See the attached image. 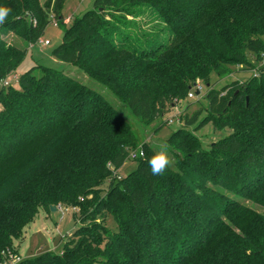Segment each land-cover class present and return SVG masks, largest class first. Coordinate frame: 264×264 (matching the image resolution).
Segmentation results:
<instances>
[{
	"label": "trees",
	"instance_id": "16d2710c",
	"mask_svg": "<svg viewBox=\"0 0 264 264\" xmlns=\"http://www.w3.org/2000/svg\"><path fill=\"white\" fill-rule=\"evenodd\" d=\"M65 1L0 0L11 9L0 24V82L26 54L5 38L34 42ZM146 14L160 23L152 31L137 26ZM52 56L99 80L144 126L199 81L206 115L194 130L230 132L206 149L187 130L199 112L184 113L165 141V173L151 175L158 148L142 144L121 177L139 146L126 118L75 78L32 66L18 88H0V264L50 206L70 208L78 227L60 254L15 264H264V212L253 208L264 210V66L256 78L211 87V75L263 60L264 0H95ZM115 65L113 79L92 73Z\"/></svg>",
	"mask_w": 264,
	"mask_h": 264
},
{
	"label": "rangeland",
	"instance_id": "374dc122",
	"mask_svg": "<svg viewBox=\"0 0 264 264\" xmlns=\"http://www.w3.org/2000/svg\"><path fill=\"white\" fill-rule=\"evenodd\" d=\"M38 1L43 5L46 0ZM94 1L95 0H66L58 17L53 13H49V24L43 30L40 37L34 42L25 43L12 34L6 37L5 41L8 44L26 50L25 57L17 67L15 74L19 76L32 66L41 65L61 71L100 93L114 109L130 123L132 132L139 145L136 147V150L132 151L134 153L142 151V144L157 146L159 149L160 145L165 144L170 134L183 125L181 115L184 113L191 117L195 112H199L196 122L187 127V130L192 132L199 139L204 148L207 149L210 144L226 137L230 132L229 130H214L210 124L194 130L198 122L206 115L204 110L206 108V100L204 97L208 88L199 81H196L192 85L186 97L174 101L170 112L165 113L162 118L156 120L149 126H144L138 118L133 116L131 112L122 105L116 96L108 91L105 85L100 83L99 80L90 78L88 74L77 67L60 62L52 56L53 50L62 43L65 29L69 28L76 19L81 18L87 11L92 10ZM34 23L35 21L32 22V24ZM159 24L158 21H155L147 14L137 19V26L141 31H152ZM45 41L49 44L44 45L43 43ZM112 69L106 70L104 68H99L93 70L92 73L100 79L110 80L114 78L112 72L115 71V73H117L122 68L120 65H115ZM231 72L230 76L222 79L211 75V87L220 89L224 85L234 81L243 82L252 75L251 70L241 66L231 68ZM36 75L39 74L36 73ZM9 80L10 86L18 88V85L11 81V78H9ZM113 83H116L119 87L124 85V83L118 79ZM196 91L199 92L198 95H195ZM190 93L193 95L192 97L189 96ZM170 120H172L173 123L170 124ZM136 165V161L127 158V161L118 171L117 175L121 177L127 175L132 170H135ZM253 208L258 212H264V210L259 207L254 206ZM77 227L78 222L75 221L73 211L70 208L57 207L55 211L44 208L39 209L33 222L24 229L23 238L21 240H13L12 244L17 254L10 252V254L7 255V262L5 264H15L17 262L15 260L16 257L20 260H24L33 258L43 252L60 254L70 235ZM11 256H15V258H11Z\"/></svg>",
	"mask_w": 264,
	"mask_h": 264
},
{
	"label": "clouds",
	"instance_id": "9594fccd",
	"mask_svg": "<svg viewBox=\"0 0 264 264\" xmlns=\"http://www.w3.org/2000/svg\"><path fill=\"white\" fill-rule=\"evenodd\" d=\"M11 9L8 7L0 6V24H3L6 17L9 15ZM143 156V152L140 153ZM172 160L169 156L167 144H162L159 149L148 160L151 175L161 176L171 166Z\"/></svg>",
	"mask_w": 264,
	"mask_h": 264
},
{
	"label": "built area",
	"instance_id": "2783aa9c",
	"mask_svg": "<svg viewBox=\"0 0 264 264\" xmlns=\"http://www.w3.org/2000/svg\"><path fill=\"white\" fill-rule=\"evenodd\" d=\"M43 44H44V45H48L49 43H48L47 41H45ZM262 66H264V58H263V60H262V61H261V62H260L255 68L251 69V74H252L251 76H253V77H255V78L258 77V76H259V71H258V70H259V68L262 67ZM11 81H12L13 83H17V82H18V76H17L16 74H14V75L11 77ZM10 85H11V84H10V80H9V78H6V79H4L3 81L0 82V88H5V87L10 86ZM189 96L192 97L193 95L190 93ZM169 123L171 124V123H173V121L170 120ZM141 152H142V151L137 152V153L130 152L128 158L134 160V159H136V158H138V157H142V156L140 155ZM11 258H15V256H14V257L11 256ZM15 260L18 261L19 259L16 257Z\"/></svg>",
	"mask_w": 264,
	"mask_h": 264
},
{
	"label": "water",
	"instance_id": "95a60500",
	"mask_svg": "<svg viewBox=\"0 0 264 264\" xmlns=\"http://www.w3.org/2000/svg\"><path fill=\"white\" fill-rule=\"evenodd\" d=\"M198 94H199V92L196 91V92H195V95H198ZM56 208H57V207H55V206H50V207H49V209H50L51 211H55Z\"/></svg>",
	"mask_w": 264,
	"mask_h": 264
}]
</instances>
